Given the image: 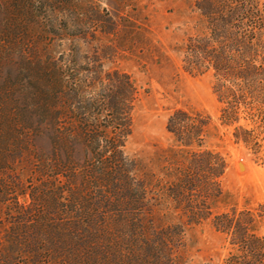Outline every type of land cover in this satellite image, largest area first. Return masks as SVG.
Here are the masks:
<instances>
[{
  "label": "trees",
  "instance_id": "trees-1",
  "mask_svg": "<svg viewBox=\"0 0 264 264\" xmlns=\"http://www.w3.org/2000/svg\"><path fill=\"white\" fill-rule=\"evenodd\" d=\"M194 9L205 30L181 45V67L193 75L213 71L221 124H235L234 141L256 150L264 131V0H195ZM46 18L43 0H0V62H10L16 48L27 54L18 74L12 79L6 71L0 84V167L8 140L24 134L33 169L65 178L73 204L70 226L78 247L86 249L77 264H180L168 251L178 224L153 226L151 175L146 170L139 175L138 160L121 148L131 129L136 86L119 68L102 74L99 60L88 74L72 70L56 57L48 35L58 34L46 27ZM107 25L104 32L112 29ZM22 76L26 85L16 101L13 92ZM240 118L259 131L237 124ZM209 123L210 116L196 109L176 108L167 116L165 127L175 142L197 147L169 196L186 224L208 221L226 235L232 250L225 264H264V235L256 231L264 203L256 214L235 205L222 211L210 206L224 196L219 178L226 164L219 152L202 148ZM41 138L49 145L45 156L36 152ZM7 190L0 183V202Z\"/></svg>",
  "mask_w": 264,
  "mask_h": 264
},
{
  "label": "rangeland",
  "instance_id": "rangeland-1",
  "mask_svg": "<svg viewBox=\"0 0 264 264\" xmlns=\"http://www.w3.org/2000/svg\"><path fill=\"white\" fill-rule=\"evenodd\" d=\"M194 1L43 3L46 27L58 34L48 35L56 57L82 74H88L99 60L102 74L119 68L136 86L131 129L121 148L125 155L138 160L139 175L144 170L151 175L148 196L153 226H179L168 242L173 259L180 264H225L232 250L226 235L213 229L208 221L186 224L185 215L169 196L176 174L190 166V151L197 147L178 145L166 130V119L176 108L201 110L210 116L202 148L219 152L226 164L219 178L224 196L210 200L213 211L235 205L256 214L258 205L264 203V131L259 134L260 146L256 150L235 142V124L223 125L219 120L221 104L212 88L213 71L193 75L182 69L181 45L188 36L205 30ZM107 24L112 29L104 32ZM25 57L27 54L16 48L9 56L10 62L1 60L0 84L6 71L12 79L18 74L17 66ZM16 84L13 97L20 101L19 90L26 85L25 77ZM237 124L259 131L248 119L240 118ZM8 142L9 150L1 157L4 166L0 167V183L8 188L6 199L0 202V264H77L86 249L78 247L77 232L70 226L73 204L68 201L65 178L33 169L35 158L26 150L30 142L24 134H15ZM35 147L43 156L49 153L44 138L37 140ZM197 198L196 194L191 197L193 201ZM256 231L264 235V216L256 215Z\"/></svg>",
  "mask_w": 264,
  "mask_h": 264
}]
</instances>
